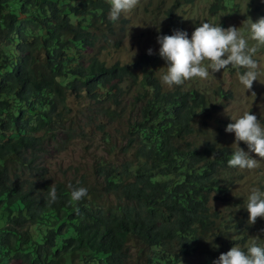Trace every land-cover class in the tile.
<instances>
[{
    "label": "trees",
    "instance_id": "1",
    "mask_svg": "<svg viewBox=\"0 0 264 264\" xmlns=\"http://www.w3.org/2000/svg\"><path fill=\"white\" fill-rule=\"evenodd\" d=\"M233 3L211 0L208 12L216 17ZM108 11L109 0H0V264H188L200 240L230 246L246 239L229 238V225L220 229L228 218L208 209L210 197L231 202V180L222 173L234 150L209 140L196 148L190 138L202 132L200 115L210 119V108L220 109L229 92L214 91L209 101L195 89L163 90L155 68L159 54L140 55L134 63L139 76L119 63L106 66L99 50L86 56L102 39L120 44ZM134 87L132 101L121 102ZM80 93L96 103L95 114L114 115L103 106L111 102L133 115L125 120L120 149L124 155L134 150L133 159L96 167L106 178L104 189L118 198L112 207L95 208L96 195L70 203L68 186L86 188L83 178L58 181L59 199L52 204L50 184L37 181L45 172L39 162L45 141L60 130L65 147L75 136L65 131L57 105ZM245 203L241 208L233 201L237 209L228 214L238 230L249 217ZM129 241L143 244L134 256Z\"/></svg>",
    "mask_w": 264,
    "mask_h": 264
},
{
    "label": "rangeland",
    "instance_id": "2",
    "mask_svg": "<svg viewBox=\"0 0 264 264\" xmlns=\"http://www.w3.org/2000/svg\"><path fill=\"white\" fill-rule=\"evenodd\" d=\"M234 3L236 4L234 8L227 9L226 12H221L215 17L208 12L211 0H141V7H137L127 16L122 15L118 20L117 31L125 23L128 25V31L123 37L120 47L114 48L109 43L101 41L94 50L87 49L88 54L86 56L99 50L98 57L106 65L119 62L121 65L130 66L132 74L139 76L140 71L133 66L135 61L141 53H146L149 49H152L153 53L159 52L160 45L157 42V37L162 34L167 23H173L179 30L186 31L189 39H191L194 30L201 26L202 22L220 24L224 29L231 26L237 29L241 28V34L248 38L250 36L249 26L244 25V23L249 18L253 23L260 18H264V0H234ZM167 10L170 12L167 13ZM249 43L255 42L249 41ZM101 46H104V48ZM255 58L259 60L262 74L257 81H254L250 90L240 84L237 70L231 66L227 70H221L210 75L206 80L196 78L180 86L181 90L195 89L209 101H212L215 95L214 91L220 89L222 93L229 92L224 99L219 101L221 104L220 109L210 108L208 112V114H211L210 119H207L205 115H200L197 125L200 128L204 126V122L208 125L204 126L205 130H201L202 132L195 135V137L190 136L195 141L196 148L203 147V142L209 140L217 147L227 146L235 150L233 148L235 133L226 132L225 123H234V120L240 118L244 112H251L264 126V46L259 48ZM158 65L159 70L166 67V62L160 58ZM157 71L156 75L159 80ZM240 71L243 73L244 70L241 69ZM159 84H161L160 80ZM161 87L163 90L169 91L178 88L177 86L168 88L162 84ZM134 89H137V87L123 93L121 102H131L135 96ZM253 92L256 94L255 96H252ZM108 105L111 106V110L114 108L116 111L114 115L111 112L108 114L101 112L95 114L98 106L84 93H80L79 96L69 95L65 100V104L57 105L63 113L65 131L75 136L67 138L69 143L65 147L60 142L62 136L60 130H57L54 138H48L45 141L46 152L39 159L45 172L42 175L43 179H37L38 183L46 182L51 186L58 181L67 184V181L73 178H83L84 185L91 192L90 199H93L95 195L97 197L96 200H93L95 208L99 206L112 207L118 202L115 193H108L104 189L106 178L96 173V167L101 163H109V165L115 166V164H119L128 158L133 159L134 150L127 155H124L120 150L126 144V140L121 137V134L127 131L128 124L125 120L133 117V115L128 117L129 109L120 112L118 107H114L111 102L103 104L105 107ZM95 107L96 109L92 111ZM220 129L221 133L219 132ZM80 132H82V136H77ZM239 146L245 152L249 151L244 142H240ZM249 154L254 159H261L254 153ZM222 176L226 178L228 176L231 180L229 187L231 202L229 206H226L220 200L210 197L208 202L209 212L211 214L219 213L221 217L225 215V218H228L220 226V229L224 231L226 226L229 225L226 231L229 238L238 240V238L245 235L246 239L243 242L238 240L230 246L227 243L221 246L212 244L211 239L200 240L201 247L198 248V253L186 258L188 264H201L205 258H211L214 262L222 253H227L234 246H239L242 250L247 251V246L250 245L252 238L256 237H258L256 242L264 246V218H257L255 225H249V217L245 218L244 225L238 230L234 227L235 220L228 217L231 209H237L236 206H233V201L239 200L242 208L243 200H247L252 189H259L264 192V161H261L259 168L251 171L229 168L227 172L222 173ZM243 208L246 209V203ZM142 245L140 242L129 241L126 245L127 252L134 256L136 248ZM204 251L208 252L207 256L204 255ZM9 264L22 263L19 260H12Z\"/></svg>",
    "mask_w": 264,
    "mask_h": 264
},
{
    "label": "clouds",
    "instance_id": "3",
    "mask_svg": "<svg viewBox=\"0 0 264 264\" xmlns=\"http://www.w3.org/2000/svg\"><path fill=\"white\" fill-rule=\"evenodd\" d=\"M109 3L110 11L107 12V18L115 22L114 36L116 42H120L118 46H114L113 42L109 44L114 48H119L128 31V25L125 23L117 31L118 20L122 15L127 16L137 7H141L142 4L141 0H109ZM233 4L235 7L236 4ZM234 7H228L222 13ZM169 12L167 10V13ZM245 24L249 26L250 36L248 38L241 34V28L237 29L231 26L224 29L220 24L202 22L189 39L186 31L179 30L173 23H167L162 34L157 37V42L160 45L159 52L153 53V50L149 49L148 52L144 53L159 54L155 66L156 71L159 67L158 60L160 58L166 62V67L159 69L157 74L160 83L168 88L183 86L186 82L196 78L206 80L210 75L221 70H227L231 66L237 70L240 84L250 90L254 81H257L262 74L259 60L255 57L259 48L264 46V18H260L255 23L249 18ZM168 29H171L173 35H163ZM102 41L104 40L102 39ZM249 41L255 43L250 44ZM106 66L109 67L110 65ZM121 66L130 67L128 65ZM241 69L244 70L243 73H241ZM159 80L157 79L158 84ZM255 95L253 92L252 96ZM201 130H205V128H201ZM226 132L235 133L233 145L235 150L228 160V166L249 171L259 168L261 161H264V126L261 125L260 120L251 112H244L240 118L234 120V123L227 125ZM240 142L247 145L248 152L239 146ZM249 153H254L261 159H254ZM68 187L71 189L70 203L81 202L86 197L90 199L87 188H76L71 184ZM47 191V202L49 204L56 203L59 196L55 183ZM246 209L249 213V225H255L257 218H264V192L259 189H252L246 200ZM77 212H79L78 208ZM257 239L258 237L252 238L250 245L247 246V251L242 250L239 246H234L227 253H222L213 264H264V246L258 244Z\"/></svg>",
    "mask_w": 264,
    "mask_h": 264
}]
</instances>
